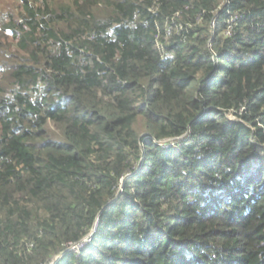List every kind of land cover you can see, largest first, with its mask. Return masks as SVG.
Returning <instances> with one entry per match:
<instances>
[{
    "label": "trees",
    "instance_id": "16d2710c",
    "mask_svg": "<svg viewBox=\"0 0 264 264\" xmlns=\"http://www.w3.org/2000/svg\"><path fill=\"white\" fill-rule=\"evenodd\" d=\"M18 4L0 264H264V0Z\"/></svg>",
    "mask_w": 264,
    "mask_h": 264
},
{
    "label": "built area",
    "instance_id": "2783aa9c",
    "mask_svg": "<svg viewBox=\"0 0 264 264\" xmlns=\"http://www.w3.org/2000/svg\"><path fill=\"white\" fill-rule=\"evenodd\" d=\"M97 231H98V222L95 223L94 227L88 233V235H86L80 242L71 245L69 250L76 252L78 254L84 251V249H86L90 244H92Z\"/></svg>",
    "mask_w": 264,
    "mask_h": 264
},
{
    "label": "rangeland",
    "instance_id": "374dc122",
    "mask_svg": "<svg viewBox=\"0 0 264 264\" xmlns=\"http://www.w3.org/2000/svg\"><path fill=\"white\" fill-rule=\"evenodd\" d=\"M19 4L18 0H0V27L3 17L7 15L11 10L18 11ZM11 44V42H6L4 45ZM229 119H234L232 115L228 116Z\"/></svg>",
    "mask_w": 264,
    "mask_h": 264
}]
</instances>
